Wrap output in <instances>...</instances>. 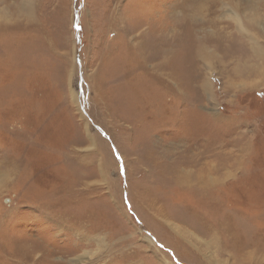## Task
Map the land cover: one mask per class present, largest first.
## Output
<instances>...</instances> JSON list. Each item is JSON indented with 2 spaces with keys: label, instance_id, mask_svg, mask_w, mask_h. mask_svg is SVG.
Listing matches in <instances>:
<instances>
[{
  "label": "rangeland",
  "instance_id": "374dc122",
  "mask_svg": "<svg viewBox=\"0 0 264 264\" xmlns=\"http://www.w3.org/2000/svg\"><path fill=\"white\" fill-rule=\"evenodd\" d=\"M23 1L0 0V264H264V0ZM160 27L171 90L123 45ZM194 28L229 45L210 70Z\"/></svg>",
  "mask_w": 264,
  "mask_h": 264
},
{
  "label": "bare ground",
  "instance_id": "6f19581e",
  "mask_svg": "<svg viewBox=\"0 0 264 264\" xmlns=\"http://www.w3.org/2000/svg\"><path fill=\"white\" fill-rule=\"evenodd\" d=\"M209 3H210V5H209V9H208L207 13L209 14L208 16L210 18H213L214 13L217 12L215 9L213 10V8H215L217 3H215L214 1L212 3V0H210ZM29 5H30V1L29 0H24L22 7H24V9L28 11V9H30ZM245 9L249 11V14H252L251 17L248 19V21L251 22V26H256L257 24H260L259 21H257V19H258L257 14H260L259 13V9L256 6H254V5L250 6V7L246 6ZM168 13L171 14V15H169L168 17L166 16L162 20V22H161L162 24L166 25L165 24L166 20L169 21L170 19H172L173 21L175 20L177 23H179L178 22L179 20L183 21V18H181L178 15L179 14L178 12H177L178 14H176V11H174V13L169 11ZM225 15H227V17H229V19H231L232 21L236 22L239 25L237 27L239 32H244L245 31L244 26L241 25L240 22H239L240 19L238 17V13L237 12L229 11V13L226 12ZM236 23H235V25H236ZM175 25H177V24L175 23ZM176 31L177 30H175V31L172 30L173 33L176 32ZM192 31H193V33L191 34V36L189 34V36L192 38V40H194V41L196 40V43H197L196 44L194 42L196 44L195 45V50L193 51L194 55H195L196 58L201 60V62L203 64L206 65L207 69H209V68L211 69V65L215 64V62H213L214 58L211 55H207L208 53H206L204 50L206 49V46H210L209 45L210 43H211L212 46H215V45L222 46L223 43L219 42L221 40V36H219V34H218L219 37L217 38V37H215V34H214L213 39L210 40L207 37L204 41H202L201 40L202 37L198 36V31L195 30V28L192 29ZM167 32H168V28L160 27L159 35H157L158 41L155 44L151 45L152 49H150V48L146 49L145 48L146 45L143 44V41L140 39L142 37L141 35H136L133 38L131 37L129 39H125L124 42H123V45H124V49H127V51H129V49H130L131 54L134 55L132 61L134 63L138 62V64H140V66L142 68V72L145 75L147 74L149 79L153 78V79L156 80L155 82L163 85V87L165 89L171 90V86H173L174 84L176 86V83L174 82L175 79H173V74L169 71V66H170L169 64L170 63H168V60L171 57V54H172L174 48H173V45L168 41ZM206 36H207V34H206ZM223 38L225 40H227L226 35L225 36L223 35ZM223 46H225L227 48V46H229V45H223ZM146 51H148L149 54H147ZM144 53L146 55H148V56H144L143 55ZM196 61H198V60H196ZM216 62H218L217 59H216ZM138 66L139 65H137V67ZM129 74L132 75L131 73H129ZM261 74H263V73H260V75ZM202 88L204 89L205 92L208 90L209 87L207 85V82H206V85H205V82L202 84ZM176 90L178 91V89H176ZM178 93H179V95H181V92L178 91ZM202 173L199 174L198 175V179H196L197 184H199V185H204V183L206 182V181H204L205 178H203ZM171 175H172L174 181H176V183H178V184L179 183H183L184 184L185 182H187V181H185V177H184V176H186V174H185V172L183 173V171L178 170V172H172ZM5 177L9 178L10 176L8 174V176H5ZM151 212H152V210H151ZM249 258H251V257L249 256L246 259H249ZM69 263L70 264H80L77 260L76 261H73V260L69 261Z\"/></svg>",
  "mask_w": 264,
  "mask_h": 264
}]
</instances>
